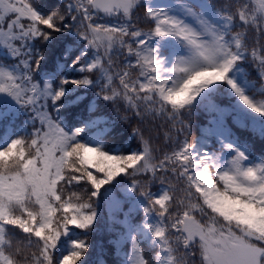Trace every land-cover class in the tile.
Segmentation results:
<instances>
[{"label": "snow or ice", "instance_id": "1", "mask_svg": "<svg viewBox=\"0 0 264 264\" xmlns=\"http://www.w3.org/2000/svg\"><path fill=\"white\" fill-rule=\"evenodd\" d=\"M233 127L264 141V0H0V264H89L102 216L122 264H264Z\"/></svg>", "mask_w": 264, "mask_h": 264}, {"label": "trees", "instance_id": "2", "mask_svg": "<svg viewBox=\"0 0 264 264\" xmlns=\"http://www.w3.org/2000/svg\"><path fill=\"white\" fill-rule=\"evenodd\" d=\"M144 28L147 30V25H144ZM253 78L255 77L253 76ZM193 123L198 124L199 121L196 118H193ZM233 131L236 132L242 140L247 139L252 143V151L254 155H261L264 153V141L259 138L252 140L249 132H242L236 127H233ZM198 134V131L194 128L190 139H195ZM162 139L163 135L161 133V142ZM133 146H135V142H133ZM211 146L218 147L214 144H211ZM152 190L155 191L156 186H153ZM142 215L143 213L140 212L139 216L142 217ZM106 224V218L102 216L99 224L97 225L96 232L91 234L88 238L89 243L91 244L88 255L89 264H122L123 262L124 254L122 251H117L115 245L110 242V231L106 228Z\"/></svg>", "mask_w": 264, "mask_h": 264}, {"label": "rangeland", "instance_id": "3", "mask_svg": "<svg viewBox=\"0 0 264 264\" xmlns=\"http://www.w3.org/2000/svg\"><path fill=\"white\" fill-rule=\"evenodd\" d=\"M198 135H199V134H198ZM198 135H197V136H198ZM196 138H197V137H196ZM196 138H195V139H196ZM193 139H194V138H193ZM210 146H211V142H210Z\"/></svg>", "mask_w": 264, "mask_h": 264}]
</instances>
